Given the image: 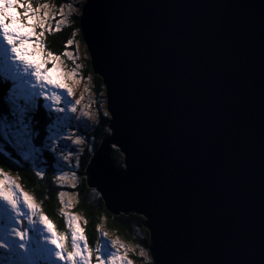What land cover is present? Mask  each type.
<instances>
[{
  "label": "water",
  "instance_id": "1",
  "mask_svg": "<svg viewBox=\"0 0 264 264\" xmlns=\"http://www.w3.org/2000/svg\"><path fill=\"white\" fill-rule=\"evenodd\" d=\"M81 11L110 113L87 185L111 214L145 218L152 264H261L264 0H84Z\"/></svg>",
  "mask_w": 264,
  "mask_h": 264
},
{
  "label": "snow or ice",
  "instance_id": "2",
  "mask_svg": "<svg viewBox=\"0 0 264 264\" xmlns=\"http://www.w3.org/2000/svg\"><path fill=\"white\" fill-rule=\"evenodd\" d=\"M48 7L47 4L33 7L32 0H0V38L4 42L0 45V135L20 148H32L34 132L31 119L32 114L40 106L37 98L42 97L43 100L59 105L62 96L54 90H66L67 97L74 95L73 88L69 86L67 80L75 77L76 72H65L60 64L61 56L47 50L43 39L46 32H59L60 25L64 23V20L58 21L53 29L49 21L54 19V15L49 11H42ZM60 15H64L63 9L60 10ZM72 43V40H68L65 47ZM64 56H71V53L64 52ZM49 64L50 68L47 67ZM52 89L54 90L51 94H48ZM80 103L79 99L74 104L71 100L65 99L64 107L52 109L50 104L49 108L55 113H76V105ZM82 115L91 118L90 113L86 111ZM103 115L109 116L110 113L105 111ZM75 119L79 118L56 116L46 124L45 131L48 133L46 138L49 141L47 147L53 153L56 151L53 145L61 141H71L74 145L85 144L82 135L73 139L75 133L68 131L73 127L71 121ZM86 123L84 121L83 125ZM78 151V149L70 151L67 155L61 152L63 161L69 162L63 167H70V157ZM103 160V154L97 156L98 163ZM45 171L40 169L36 175L42 179ZM3 175V170L0 169V176ZM71 176L75 179L74 170ZM66 177L67 173H63L58 174L56 178L64 181ZM60 196L63 197L64 192H60ZM36 216H39V223L48 233L43 237V241L38 235L41 230L30 227L36 224L34 219ZM24 218L27 219L26 224ZM68 225L71 228L72 251L66 248V236L59 235L48 217L42 211H38L33 197L24 192L10 177L0 179V249L4 250L5 256L12 264H29V256L37 257L31 264H39V259L45 256L54 257L56 261H62L64 264H90L93 253L79 226L78 218L69 215ZM81 241L84 242L83 247ZM118 244V240L111 241V247L116 249V252L109 253L106 260L96 255L98 264H132L130 260H126L125 255L117 254L120 247H123L122 245L118 247ZM95 251L100 253V247L97 246ZM261 264H264V260Z\"/></svg>",
  "mask_w": 264,
  "mask_h": 264
},
{
  "label": "trees",
  "instance_id": "3",
  "mask_svg": "<svg viewBox=\"0 0 264 264\" xmlns=\"http://www.w3.org/2000/svg\"><path fill=\"white\" fill-rule=\"evenodd\" d=\"M48 2L54 1L57 6H63L67 3H73L74 6H80L84 0H45ZM33 5L37 6L38 1L32 0ZM80 13L73 14L72 22L65 29L59 32H54L48 36V44L51 51L58 54H63L65 43L75 34L81 33L79 17ZM86 75L90 74L95 82L96 92L99 96L105 97V87L102 78L94 74L90 57L87 56L84 63ZM106 102V100L104 101ZM39 108L32 114L31 124L35 128V133L38 135L33 136L34 143L37 145V161L26 160L22 152L15 149L14 146L9 144L2 135H0V168L9 171L16 175L23 187L30 192L36 201L41 206L44 213L55 223L59 232L66 229V216L63 210V202L60 192H63L68 187L61 186L59 180L56 178L59 174L63 161L60 156L47 150L44 147L48 133L45 131V126L52 118L49 111L43 103V98L38 99ZM107 111L106 104L103 109L99 111L97 126L89 132L88 141L89 145L83 152L80 165L78 168L79 182L74 188H68V191L74 192L77 197L75 209L80 212L84 218V229L88 241L93 246L94 241L98 239L99 234L103 229L112 232V234L119 236L127 242L136 243L141 247L147 249L150 242L149 231L144 227L145 218L142 215L130 214H111L102 199L101 195L95 188H90L87 185L84 173L92 159L94 151L100 146L103 139L110 134L109 129V116H104L103 113ZM108 112V111H107ZM56 117V114H54ZM91 149V151H90ZM113 161L117 167H124V155L121 151L114 147L112 154ZM40 169H45L44 177L41 179L36 175ZM150 256V254H148ZM140 262L145 264H152L151 259H140ZM46 264H54L53 261H48Z\"/></svg>",
  "mask_w": 264,
  "mask_h": 264
},
{
  "label": "rangeland",
  "instance_id": "4",
  "mask_svg": "<svg viewBox=\"0 0 264 264\" xmlns=\"http://www.w3.org/2000/svg\"><path fill=\"white\" fill-rule=\"evenodd\" d=\"M38 1L37 6L33 5V7H41L43 4H47L49 7L48 9H42V11H49L52 15H54V19L50 20L49 23L51 24L52 28L54 29L56 27V23L60 20H64V23L60 25V28L65 29L66 26H69L72 22V16L73 14H77L81 12V8L80 6H74V4L71 3H67L63 6H57L54 1L52 2H48L45 0H36ZM33 4V2H32ZM63 9L64 15H60V10ZM37 31H39V29H37ZM56 31L53 32H46L44 39L45 44L47 45V50H50V46L48 44V36L51 33H54ZM69 40H72V44L68 47L64 48L63 54H58L55 53L57 55L61 56V67L64 69L65 72L67 73H71L73 71L76 72V76L75 77H71L67 80V83L69 84L70 87L73 88V92L74 95L71 97H67L66 96V90H50L48 94H51V91H57L58 94H60L62 96V100L61 103L59 105L54 104L51 101H44L45 105L47 107H49V105H52V109H54L55 107H64V100L68 99L71 100L73 102V104L75 103L76 100H81V103L79 105H76L77 107V112L76 113H57L58 116H66V117H71V116H76L79 119H75L72 120L71 123L73 125V127L71 129H69V133H75V135L73 136V139H75L77 136H81L85 139V144L84 145H74L73 143H71V141H61L59 144L57 145H53V147L56 148L55 153L60 156L61 160L62 156H61V152H63V155H67L70 151H74V150H79L77 152V154L73 155L72 157H70V167H59V174H63V173H67V177L64 181H60V184L68 187V188H74L76 187L79 182V176H78V168L80 165V159L81 156L83 154V152L85 151L86 147L89 145V141H88V134L89 132H91L96 126H97V121H98V114L99 111L101 109H103V107H105L106 102H104L106 100L105 97H101V95L99 96V93L96 92V88H95V82L92 78V76L90 74L86 75L87 73L85 72V68H84V63L86 61L87 56L89 57V53L87 52L86 49V45L82 39V35L80 34H75L73 35ZM67 44V42L65 43V45ZM53 52V51H52ZM64 52H69L71 53V56H64ZM54 53V52H53ZM47 67H51V65H47ZM88 112L91 115V118L89 119V117H85L82 115L83 112ZM86 121V125H83V122ZM3 136V135H2ZM9 144H11L12 146L15 147V149L19 150L20 152H22L25 156L26 160H31V161H37V151H36V144L32 145V148L29 149L27 147L25 148H20L18 147L16 144L14 143H10L7 139H5ZM46 145H44L45 149L50 150L47 147V144L49 143V141H47V138L45 140ZM36 145V146H35ZM77 161H78V166H77ZM64 164L69 163V162H65L63 161ZM63 164V165H64ZM2 169V168H0ZM3 176H0V179H6L8 177H10L13 181H15V183L19 184L21 186V188L23 189L24 192L28 193L31 197H33V195L28 192L23 185L21 184L19 178L14 175L13 173L9 172V171H5L4 169ZM76 172V177L75 179L72 178L71 173L72 171ZM74 185V187H73ZM68 188L65 189L64 192V196L61 197L62 198V202H63V210L65 212V216H66V224L68 227V230L65 232H59L57 230V227L55 225L54 222H52L50 220V218L44 213V211L42 210L41 206L39 205V203L36 201V199L33 197L34 199V203L37 206L38 211H42V213L44 215H46L49 219V222L53 225L54 229L57 231V233L59 235H65L66 236V248L68 251H72V242H71V228L68 225V216L72 215L78 218V223L80 228L83 230V235L85 236V231H84V218L82 216V214L80 212H78L75 209V205L77 202V197L76 194L74 192L68 191ZM25 211H27L25 209ZM25 219V223H27V219ZM34 219L36 220V224L34 226H30V227H35L41 230L40 233H38V235H40L41 240L43 241V237L47 236L48 233L47 231L44 229V226L42 224L39 223V216L34 217ZM104 233H107L108 235L105 236ZM103 235L105 237H108V239H101V241L96 245L100 247L101 251L100 253H96L95 250H92L90 247V249L92 250V258L90 260V264H98V261L95 259L96 255H100L101 258L105 259L107 258V256L109 255V253L112 252H116V249H113L111 247V241L112 240H118L119 244L118 247H120V245H122L123 247H120V251L119 253H117L118 255H125L126 260H130L132 262V264H145L144 262H140L138 260V257L140 259H151V257L148 255L149 252L146 248L139 246L136 243H129L127 242V240H123L121 239L119 236H116L114 234H112V232H109L105 229H103ZM86 238V236H85ZM87 240V239H86ZM83 241L80 242L81 247H83ZM88 243V242H87ZM89 245V244H88ZM46 247H53L51 245H46ZM141 253H143V255H141ZM37 259L36 256H29L28 257V262L29 264H31L32 261H35ZM45 261H54V264H64V262L62 261H56L54 257L51 256H45V257H41L39 259V264H44ZM0 264H11V261H9L8 259H5V261H1L0 260Z\"/></svg>",
  "mask_w": 264,
  "mask_h": 264
},
{
  "label": "clouds",
  "instance_id": "5",
  "mask_svg": "<svg viewBox=\"0 0 264 264\" xmlns=\"http://www.w3.org/2000/svg\"><path fill=\"white\" fill-rule=\"evenodd\" d=\"M82 12V11H81ZM35 132V131H34ZM89 135V134H88ZM151 261H152V258H151Z\"/></svg>",
  "mask_w": 264,
  "mask_h": 264
},
{
  "label": "flooded vegetation",
  "instance_id": "6",
  "mask_svg": "<svg viewBox=\"0 0 264 264\" xmlns=\"http://www.w3.org/2000/svg\"><path fill=\"white\" fill-rule=\"evenodd\" d=\"M151 257V256H150Z\"/></svg>",
  "mask_w": 264,
  "mask_h": 264
}]
</instances>
